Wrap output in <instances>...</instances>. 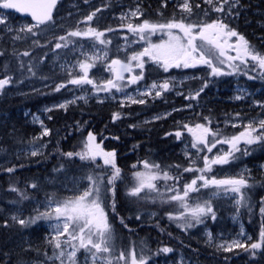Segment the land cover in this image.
Here are the masks:
<instances>
[{
    "label": "trees",
    "instance_id": "trees-1",
    "mask_svg": "<svg viewBox=\"0 0 264 264\" xmlns=\"http://www.w3.org/2000/svg\"><path fill=\"white\" fill-rule=\"evenodd\" d=\"M72 1L78 3V6L77 8H70L68 12H74L77 9L85 10L66 18L67 21L74 20L64 26L46 31V28L52 26L51 23L42 26L43 31L36 30L39 33L37 36L26 35L24 38L23 35H20L22 38L19 40L13 39L11 34H0V52L4 53L0 55V78L7 74L11 75L14 81H23L29 74L26 70V63L36 64L37 67L44 69L47 59L54 50L55 43L58 42V37L66 35L69 31L77 28L83 30L87 24L100 31L108 28L114 29L115 27H112L114 23L113 21L110 22L108 15L116 13L120 9V5L123 4L127 7L138 4L144 13L140 17V21L149 19L152 22H165L173 17L177 19L187 17L189 22L203 23L223 18L229 23L230 27L240 34H256L258 38L254 40V44L257 50L264 52V2L260 0H239L238 5L232 10V15L217 13L209 7L208 15H203L201 18H198L197 12L203 10V14L206 10H204L205 7H196L201 2H198V0H191L193 9L191 16L181 14L174 0H60V3L54 9L53 18L65 12L59 9L60 6ZM255 2H258L257 6L253 5ZM227 7L225 5V11H227ZM94 11L96 16L93 20L82 23V21H85V17ZM140 21L134 20V23ZM119 33L124 34L125 32L118 29L106 32L105 38L112 41L108 45L111 57H113L114 51L112 47L118 40ZM73 39L79 40V42L86 40ZM34 40H39V45H34ZM254 41L252 40V43ZM25 51H28L30 55L27 57L20 55ZM21 61L25 65L24 69L19 68ZM150 74H154V70ZM208 74L192 75L187 82H184L196 85L202 84L205 79L209 80L207 109L198 118H191L183 123L178 119L177 114L173 113L169 118L162 121L141 124L139 123L142 116L140 114H142L141 111L145 110L141 104L121 107L117 102L106 100L97 103L94 99H90L87 103L79 102L65 110L55 109L46 113L42 117V124L43 127L50 130V134L40 139V141L46 142L44 154L21 160L13 158V153L21 148L31 146L35 141V137L41 134V129L29 122L26 112L35 113L42 105L64 98L68 93L67 88H63L59 92L54 91V87L63 81L59 76L50 75L44 81L48 85L40 89L26 92L17 91L20 93L13 95V88L20 90L19 85L15 82L7 86L3 92H0V162L6 160L5 163L0 165V264L45 262L51 254V245L42 235L43 228H36V225L22 228L20 225L12 223L7 217V211L13 204H21L26 214L32 215L27 204L32 197L41 196L36 188L30 187L32 182L45 175L60 178L71 173L81 175L83 182L88 184L87 174L93 172L99 175L105 174L106 170L103 166L96 168L95 165H91L89 162L80 161L76 157L70 160L64 155L67 152H80L88 132L95 135L96 142L100 143L105 151L116 152V163L121 168L122 178L116 183V212L113 213L110 207L106 208L115 236L120 235V239L115 243V251L116 249L127 251L132 247L139 251L141 245L146 244L153 253L158 248L165 246L171 247L173 250H179L195 264H264V250L258 252L257 260H247L250 252L246 251L245 254L243 249L227 253L219 252L194 239L191 235V229L184 231L177 227L175 221L168 219L167 213L177 210L175 204H172L169 208L156 207L161 204V201L158 198L155 201L153 200L155 193L149 194L144 199L128 195L135 183L133 173L144 171L140 161L149 160L159 163L165 168L169 165H181V169L189 166L181 152L183 140H178L174 135L178 130L185 133L184 124L194 126L196 123H204L203 117L207 116L212 120L211 126L213 128L219 127L231 135L235 134L237 129L224 128V122L231 116L235 117L236 113L241 114L242 120L248 118L251 114L250 112L253 109L249 108V103L233 102L227 94L232 84L247 81L244 74H235L228 77H210ZM248 74L251 75L252 72ZM144 75L146 76L147 73ZM161 76H166V74L161 72ZM234 76L237 77V80H234ZM247 83L250 85V89H259L255 98L263 100L264 82H259V79H257ZM161 101V106L156 111L169 109L173 105L170 98L162 97ZM116 112L120 113L121 118L114 121L113 114ZM131 125H135V127ZM183 136L186 137V135ZM249 147L251 149L250 155L241 156L240 159L229 165L215 166L213 173L209 175L214 174L218 177L225 172H233L235 168L240 166L252 168L250 183H253L254 187L248 193L251 207H241L238 215L244 228L255 241L258 238L262 222H264V217L261 216L259 211L261 199L264 198V171L257 168V165L264 161V146L252 145ZM197 161L199 162H197L198 165H202V161ZM98 162L102 165V161ZM133 164H136L137 167L133 168ZM226 167L230 169L227 170ZM9 168L14 169V171L9 172ZM172 172H176L174 167ZM194 175V173H183L181 184L190 181ZM157 183L160 190L164 191L165 182L158 181ZM167 183L172 184L173 181ZM13 188L18 191H12ZM21 192L26 193L29 199H21ZM141 195L144 196L143 193ZM218 203L219 201L213 206L216 219L214 221L210 218V220L206 219V224L210 225L211 232H216L219 229L233 233L235 226H231L229 219L232 211L228 208H217ZM106 204H110V201H106ZM150 210H155V216L152 219L144 218V214ZM137 216L140 219H136ZM121 218L128 225V228L121 224ZM5 221H8L7 227L4 226ZM29 229L32 231L30 233L31 242L13 248L14 244L17 245V240L29 233ZM160 257H154L152 264H159Z\"/></svg>",
    "mask_w": 264,
    "mask_h": 264
},
{
    "label": "snow or ice",
    "instance_id": "snow-or-ice-1",
    "mask_svg": "<svg viewBox=\"0 0 264 264\" xmlns=\"http://www.w3.org/2000/svg\"><path fill=\"white\" fill-rule=\"evenodd\" d=\"M204 2L217 13L232 15V10L238 5L239 0H204ZM57 3L58 0H0V9L27 12L30 14L31 20L34 21V23H27L13 29L8 27L6 17H0V25H4L9 32L15 31L17 34L13 39L16 40L22 38L19 33L37 36L39 33L36 30L43 31L42 26L53 22V10ZM225 5L228 6L227 11H225ZM180 7L188 16H191L193 9L190 0H182ZM236 14L238 15V13ZM143 15L144 13L137 7L127 15H122L121 20L132 17L140 21V17ZM95 16L96 12L94 11L87 15L82 23L91 22ZM120 27L126 28L135 38L130 43L143 41L147 46L139 51H133L125 59H111L106 64L104 62L108 60V45L112 41L106 39L105 36L106 32L114 31V29L108 28L100 31L87 24L83 30L77 28L67 32L66 35L59 36L58 42L54 45L55 49H68L69 45L74 46L73 49H70L71 51H74L76 47L83 49L84 46L79 43V40L71 39L80 38L93 41L91 47L95 51L91 54L88 51H81L80 55L83 59H78L76 64L65 69L68 79L56 85L54 91L59 92L61 89L67 88L68 85L81 88L88 85L96 95L101 92L111 94L115 90V92L124 93L132 104H145L147 103L145 97H161L165 92L172 91L177 87L176 78L170 76L162 81H153L151 85L146 86L145 91L139 92L137 97L128 95L126 89L144 79V69L147 63L145 58L162 68L165 73L171 69H195L199 66H207L210 69L208 74L210 77L248 75L249 71L256 69H259L260 76L264 77V52H260L252 46L244 35L230 27L223 18L203 23L189 22L187 17L179 19L173 17L165 22H152L149 19H143L138 23H133L128 20ZM157 32L164 33L168 39L152 43L150 37ZM124 39L127 41L128 37L125 36ZM33 44L39 45V40H34ZM98 45L99 48H97ZM233 52L235 55L231 54ZM3 54L0 52V55ZM20 55L27 57L30 53L25 51ZM98 62L104 65L105 71L111 73V78L98 80L95 76L89 75L90 70L97 67ZM19 68H25L22 61ZM36 69V64H29L26 67L27 72L32 76L37 74ZM136 69H139V72ZM125 73L129 75L125 77ZM248 79L255 80L257 77L248 75ZM15 82L17 81H14L11 75H4L3 78H0V92ZM208 85L209 80L205 79L202 86L194 93L186 95L185 99L197 100ZM240 91L241 94L235 96L236 100L245 98L244 90ZM178 94L183 95L179 92ZM76 99H85V97L81 96ZM68 103H75V99L54 107L66 109ZM256 104L264 108V101H256ZM188 107H191V104ZM47 111H52V109H47ZM120 118L119 112L113 114L114 121ZM154 119H160V117L157 116ZM235 119L240 120L241 114L236 113ZM203 120L204 123H196L194 126L183 125V128L192 137L190 148L195 149V154L185 152V156L190 158L189 166L181 169V165H169L165 168L161 164L149 160L140 161L144 171L133 173L135 183L128 193V195L140 199L155 193L154 201L158 198L162 203L175 204L177 210L168 212V219L175 221L177 227L184 231L204 224L206 219L210 218L214 221L216 212L213 201L222 194H231L237 211L241 207H251L248 193L254 184L250 183L251 177L246 169L223 178L209 174L213 173L215 166L229 165L240 159L241 156L250 155L249 146L257 144L264 146V117L259 120L249 119L247 123L243 124L232 123L230 118L231 127L242 128L238 133L231 135L219 127L213 128L212 120L209 117L205 116ZM131 126L135 127V125ZM49 134L50 130L44 127L41 138ZM174 135L180 139L183 133L178 130ZM225 145L226 149L223 147ZM218 146L220 147L218 148ZM213 149H217L214 154ZM201 153L204 155L201 156ZM31 155L37 156L38 152L32 151ZM64 155L70 160L76 157L80 161L89 162L96 168L103 166L106 172L104 175L95 172L87 174V186L74 196L63 200L54 197L47 199L44 211H40L37 207L34 209L35 214L29 215L27 218H23L20 214L12 215L11 220L22 228L32 227L40 221L49 222V227L54 234L50 235L48 239L49 245L53 248V254L48 259L59 261L60 264H77V253L83 249L89 254L91 264H152L154 257L173 252V248L165 246L158 248L153 253L146 244H142L139 251L132 247L117 254L114 243L115 231L109 222V214L106 210L107 207H110L113 213L116 212V183L122 178L121 168L116 163V152L105 151L100 143L96 142L95 135L88 132L80 152H67ZM193 155L195 158H191ZM197 160L202 161V166H197ZM98 161H102V165ZM132 167L136 168L137 165L133 164ZM173 167L176 169L175 173L172 172ZM8 171L12 172L14 169L9 168ZM183 173H194L195 175L190 181L181 184ZM158 181L165 182L164 191L160 190ZM168 181H173V183L168 184ZM30 187L35 189L38 186L32 184ZM11 190L18 191L16 188ZM202 192L203 198L200 195H192ZM142 193L144 196L141 195ZM20 196L21 199H29L24 192H21ZM106 201H110V204H106ZM259 211L264 217V198L261 199ZM136 219H140V217L137 216ZM120 222L125 228H128L123 218ZM4 226H8V221L4 222ZM240 235H245L243 228H241ZM207 242L210 245L214 243L211 232H207ZM215 247L224 252L243 249L254 256L257 251L264 250V222H262L257 240L252 241L251 237H247L246 240L234 239L216 244Z\"/></svg>",
    "mask_w": 264,
    "mask_h": 264
},
{
    "label": "rangeland",
    "instance_id": "rangeland-1",
    "mask_svg": "<svg viewBox=\"0 0 264 264\" xmlns=\"http://www.w3.org/2000/svg\"><path fill=\"white\" fill-rule=\"evenodd\" d=\"M136 1V0H135ZM201 1V2H199ZM177 9L180 11L181 14H187L185 13L182 8L180 7V4L182 3V0H174ZM199 3L201 4H197L200 7H205L204 13L202 14V11L197 12V14L199 15L198 18H201L203 15H205V13H207L208 15V8L211 6L206 4L204 2V0H198ZM263 2V1H262ZM190 3L192 5V2L190 0ZM65 4V3H64ZM62 5L59 7L60 10L65 11L64 13H61V15L54 17L53 18V22H52V26H49L48 28H46V31H51L52 29H55L56 27L59 26H64L66 24H68V22H72L74 19L72 20H65L66 18H69L71 16H73L74 14H78L83 10H76L74 12H68V10L70 8H77V4L76 2L72 1L70 3H66L65 5ZM205 4V6H204ZM103 5V4H102ZM101 5V6H102ZM120 9L114 13V14H109L108 15V19L111 21H113L114 29H118L119 31L122 30V32H125L124 34L119 33V38L116 41V43L114 44V46L112 47L113 51V57H111V53L108 51V60H106L104 63H109L111 61V59H115V58H120V59H125L126 56L130 55L133 51H139L141 50L143 47L147 46L143 41L139 42V43H130L131 40L135 39L131 33H129L127 31L126 28H121L120 25L122 23H127L128 20H131V22L134 23V20H136L135 18L132 17H128V19L126 20H121V16L122 15H127L130 11L136 9L137 7H139L138 4H135L132 7H127L126 5H120ZM140 8V7H139ZM212 9V8H211ZM142 11V10H141ZM0 17H6L7 20V24L8 27H11L13 29H17L20 26L27 24V23H31L27 18H23L20 16H17L9 11H7L6 9H0ZM38 32V31H37ZM11 34L12 37H14L17 33L15 31L9 32L6 30L4 25H0V34ZM19 35H23L22 37L25 38L26 34L25 33H19ZM52 35V34H49ZM2 36V35H1ZM127 36L128 40L126 41L124 39V37ZM73 39V38H71ZM151 42L152 43H159L161 42V40H167L168 37L167 35H165L162 32H157L155 35H152L150 37ZM235 39V38H233ZM74 40V39H73ZM81 45H83V49L76 47L74 51H71L70 49H73V45H69L68 49L65 48H61V49H55L51 52L50 57L47 59V62L45 64V68H39L37 67L36 71L37 74L35 76H32L31 74H28L24 80L23 83L21 82H17V85H19V89L20 90H16L13 88V95L16 93H20L17 91H21V92H26V91H34L37 89H40L42 87L47 86L48 84H46L44 81L45 79L50 76V75H54V76H59L61 81L65 82L68 79L67 73H66V68L67 67H71L72 65L76 64L78 59H83V57L80 55L81 51H88L90 54L95 51L94 49H92L91 45L93 43V41L91 40H85V41H80L79 42ZM100 46L98 45L97 48H99ZM102 55V52L100 53ZM232 55H235V53H231ZM145 60L147 61V63L145 64V69H144V74L147 73V75L144 77L143 80H141L138 84L136 85H131L130 87H128L126 89V92L128 95L133 96V97H137L139 95V92L145 91L146 90V86L151 85V83L153 81H162L164 78V76L160 79H154L155 77L152 76L150 73L152 70L155 71V73L157 72H164L162 68L158 67L155 63H153L151 60H148V58H145ZM30 64V63H29ZM26 63V66L29 65ZM62 65H64L65 67H61ZM243 67V66H242ZM249 67H251V65H249ZM197 68H203V72L205 74H208L210 72V69L207 68V66H199ZM196 69V68H195ZM174 69H171L168 73H166L167 77H175L177 80V87L174 90L180 89V87L182 86V84L184 82H187L191 77V75L189 74V72L191 71V69H184L183 71H181L180 73H173ZM226 71L228 70L227 68L225 69ZM76 71H78V69H76ZM137 72H139V69H136ZM146 71V73H145ZM150 71V72H148ZM252 72V76H256L257 79H259V82H264V77L260 76V70L256 69L255 71H249ZM165 73V72H164ZM90 76H95L98 80H106L111 78V73L107 72L104 70V65L100 64L99 62L97 63V67L93 68L90 70L89 72ZM249 75V74H248ZM248 75H245V79L247 81H245V83H234L232 84V87L230 89H233L232 91V96H233V102L236 101H240L243 103H249V108L253 109L249 115L248 118L246 119H240V120H236L234 116H231V122L232 123H247V121L249 119H256L259 120L260 118L264 117V108H261L259 106H257L256 101H264L263 100H258L255 98V95L258 94L259 89L256 88L254 91L255 92H250V86L247 82L248 81H256L255 80H249L248 79ZM230 75H226L223 77H228ZM125 77H127V74H125ZM234 80H237V77L234 76ZM44 82V83H43ZM67 95L64 98L58 99L52 103H48V104H44L42 105L39 110L35 113H28L26 112V115L28 117V120L30 123H32L33 125L38 126L41 129V134L37 137H35V141L33 142V144L31 146L25 147V148H21L18 151H15L13 153V158L21 160V159H28V158H32V157H37L40 155L44 154L45 151V146H46V142H42L40 141L41 139V135H42V131H43V124H42V117L48 113L49 111H47V109H62L65 110V108H59V107H54L56 105H60L63 104L67 101H72L75 99V103H68L67 108L69 106H73L76 105L79 102L82 103H87L89 102L90 99H94L95 102L97 103H101L104 101H112V102H117L120 104V106L122 107H130L133 106L135 104H132L130 101L127 100V97L125 96L124 93H120V92H115V90H113V92L111 94L108 93H99V95H96L95 93H93L91 91V86L85 85L83 88L81 87H77V86H73V85H68L67 87ZM240 90H244V95L245 98L241 99V100H236L235 96L238 94H241ZM85 97V99H76L77 97ZM250 96H254V98H252L250 100ZM152 97V96H151ZM151 97H145V98H151ZM138 104V103H137ZM190 107L185 106V107H181L179 110H185V109H189ZM174 109H167V110H163V111H159V112H155L153 114L147 115V116H142L139 120V123L141 124H149V123H153V122H158V121H162L164 119L169 118L172 113H173ZM159 116L160 119H154L155 117ZM230 118L227 119L224 124L223 127L227 128L229 127L231 130H235L237 129L236 133H238L239 131L242 130V128H233L230 126ZM183 123H185L183 121ZM183 135H186V137H184ZM183 135L181 137V139L178 140H183L182 144H181V152L183 154V158L186 159V162H188V165L190 163V158L185 156V152H191L193 154H195V149H191L190 148V142H191V135L185 131V133L183 132ZM45 137V136H43ZM187 146V147H186ZM257 146H260V144H257ZM220 146H218L219 148ZM224 148L227 146H223ZM32 151H37L38 155L37 156H32L31 152ZM217 151V149H213V154ZM200 155H204V153H201ZM212 155V154H209ZM191 158H195V155H193V157ZM6 160H3L2 162H0V165L5 163ZM198 162V161H197ZM199 163V162H198ZM197 163V165H198ZM198 166H202V165H198ZM227 170H229V167H226ZM257 168L260 171H264V161L262 163H260L259 165H257ZM247 170V172L250 174L251 177V171L252 168L251 167H246V166H240L237 167L233 170V172H225L224 174H222L221 176H218L219 178H223L225 176H232L235 175L241 171ZM82 176L81 175H74V174H69V175H63L60 178H55L54 176L51 175H45L42 177L37 178L34 182H32V184H36L38 187L37 192L41 194V196H35L32 197L29 202H28V208L31 212L32 215H34V209L39 207L40 211H44L45 210V205L47 203V199L49 198H56V199H60L63 200L65 198L74 196L76 194H78L79 192H82L83 189L87 186V183L83 182V179H81ZM251 180V179H250ZM205 192L207 190H204ZM193 196L196 195H200L203 198V192L200 194H192ZM217 201H219L218 206H216L217 208L219 207H223V208H228L232 211V213L229 215V219H230V224L231 226H235V231L232 232H224L223 230H217L216 232H211L210 231V225L206 224L207 220L205 221L204 224L198 225L195 228H192L191 231V235L193 236L194 239L201 241L202 244L211 247L213 250L215 251H219V252H224L222 250H218L215 245L216 244H220L222 242L225 241H231L234 239H240V240H246L247 237H251V235H249V233L246 231V229L244 228L241 220L239 219V215H238V211L236 210L237 206L235 205L234 201L231 199V194L228 195H220L219 197L214 199V204L213 206L216 205ZM172 204H166V203H162L158 204L156 207L157 208H163V207H171ZM155 210H150L149 212L144 214V218L146 219H152L155 216ZM166 211H168V209H166ZM16 214H20L23 218H27L29 215L26 214L25 209L21 206V204H13L12 207H10L7 211V217L9 218V220L14 223L11 220L12 215H16ZM168 217V216H167ZM210 220V219H208ZM54 223V222H53ZM36 228H43V238L48 240L50 235L54 234L52 232V229L49 227V222L47 221H40L38 222V224L36 225ZM241 228H243L244 231V236H241ZM29 233H26L25 235H23L19 240L16 241L17 245H13V248L15 246H24L29 244L31 241L30 239L32 238L30 233H32L31 229L28 230ZM121 234L122 232L119 231ZM207 232H211L212 236H213V244H209L207 242ZM118 235V236H117ZM115 237V241L114 243H117L118 239H120V235L117 234ZM252 239V237H251ZM253 241V239H252ZM116 248V247H115ZM235 250H240V249H234ZM232 251V252H233ZM262 251V250H259ZM256 252V254L253 256L251 253H249V257L247 260H257V254L258 252ZM51 254L48 257H51L53 254V248L51 246ZM117 254L120 252V250L116 249L115 251ZM227 253V252H224ZM246 254V251H245ZM159 256H161L159 264H195L193 262H191L188 258H186L183 253H181L179 250H173V252L168 253V254H160ZM48 257L46 258L45 262H30L28 264H60L59 261H53L48 259ZM87 258V259H86ZM77 264H91V258L89 256L88 253H86L83 249H81L78 253H77ZM251 264H257V263H251Z\"/></svg>",
    "mask_w": 264,
    "mask_h": 264
},
{
    "label": "flooded vegetation",
    "instance_id": "flooded-vegetation-1",
    "mask_svg": "<svg viewBox=\"0 0 264 264\" xmlns=\"http://www.w3.org/2000/svg\"><path fill=\"white\" fill-rule=\"evenodd\" d=\"M260 1L264 2V0H260ZM259 4H262V3H259ZM253 5L257 6L258 2L253 3ZM242 35H244V34H242ZM244 36L250 42V44L256 48V45L254 44L255 43L254 40H256L258 38L257 35L256 34H250V35H244ZM252 40L254 41L253 43H252ZM183 70L184 69H174L173 73H180ZM203 73H204L203 68L202 69L201 68L191 69V71L189 72V74L191 76L192 75H201ZM125 74H127V76L129 75L128 73H125ZM151 75L155 77L154 78L155 80L162 78L161 71L157 72V73H155V71H154V74H151ZM144 78H146V77H144ZM164 78H168L167 75L164 76ZM201 86H202V84L190 85V84L183 83L182 86L180 87V89L165 92L161 97L152 96L151 98H145L147 100V103L141 104V105H143L145 110L141 111L142 114H140V115L147 116V115L153 114L155 112H159L156 110H158V108L161 106V103H162L161 98L167 97V98H170V102L173 103V105L170 106L169 109H174L173 113L177 114L178 119L180 121L185 122L191 118L192 119L198 118L199 116L203 115L205 113L204 111L207 109V101H208V97H209L208 87L204 89V91L201 93L200 97L197 100H188V99H185V96L188 95L189 93H194L195 90L199 89ZM232 90L233 89H229L227 91V94L230 97L231 101L233 100V96H232L233 91ZM254 90L250 89V92H252V91L255 92ZM178 92L183 93V95L178 94ZM255 97H256V95H255ZM252 98H254V96H250V100ZM165 102H167V101H165ZM189 104H191V107L189 109L179 110L181 107H185Z\"/></svg>",
    "mask_w": 264,
    "mask_h": 264
},
{
    "label": "water",
    "instance_id": "water-1",
    "mask_svg": "<svg viewBox=\"0 0 264 264\" xmlns=\"http://www.w3.org/2000/svg\"><path fill=\"white\" fill-rule=\"evenodd\" d=\"M59 2H60V0H58L57 5L59 4ZM6 10L9 11V12H11V13H13V14L19 15V16H21L23 18H27L31 23H34V21L31 20L30 14L27 13V12H17L14 9H6ZM53 13H54V10H53Z\"/></svg>",
    "mask_w": 264,
    "mask_h": 264
}]
</instances>
